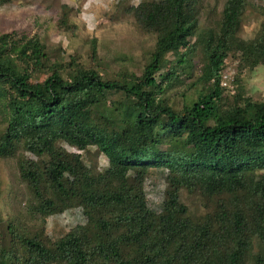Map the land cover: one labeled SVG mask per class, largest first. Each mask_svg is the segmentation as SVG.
I'll return each instance as SVG.
<instances>
[{"label": "trees", "instance_id": "trees-1", "mask_svg": "<svg viewBox=\"0 0 264 264\" xmlns=\"http://www.w3.org/2000/svg\"><path fill=\"white\" fill-rule=\"evenodd\" d=\"M244 8L226 0L216 29L204 30L194 0L139 4L133 16L154 48L139 77L118 80L60 64L40 80L47 43L0 34V120L29 210L79 209L85 218L50 249L8 225L11 249L0 264H264V99L224 108L219 88L229 53L264 64V22L254 39L237 37ZM197 53L203 87L177 111L158 96L175 79L159 74L161 64L172 54L188 71ZM90 148L107 160L98 176L82 156ZM150 169L166 173L157 214L147 206ZM180 190L214 197L213 212L190 219Z\"/></svg>", "mask_w": 264, "mask_h": 264}, {"label": "rangeland", "instance_id": "rangeland-1", "mask_svg": "<svg viewBox=\"0 0 264 264\" xmlns=\"http://www.w3.org/2000/svg\"><path fill=\"white\" fill-rule=\"evenodd\" d=\"M152 1L11 0L0 8V34L18 31L31 37L38 36L47 43L50 51L40 72V80L58 64L67 71L81 66L92 68L100 76L116 80L130 75L139 77L154 48L155 37L138 28L132 8ZM194 1L200 28L215 30L226 0ZM263 22L264 0H245L237 37L247 41L254 39ZM194 41L195 38H190L188 45ZM191 61L188 71L177 68L172 54H167L161 64L159 74H173L175 79L170 82L164 80L160 84L163 92L158 96L177 111L194 102L203 87L199 79L203 66L200 53L195 54ZM222 69L219 88L224 108L246 99L263 101L264 64L250 67L240 61L238 53H229ZM65 148L78 153L73 148ZM155 149L169 152L171 147L161 145ZM82 156L93 175L98 176L107 167L104 155L94 148L86 150ZM167 187L166 173L150 169L145 178V189L147 206L153 213L161 211ZM179 198L190 219L196 221L211 214L216 202L214 197H205L199 191L188 193L180 190ZM29 206L25 188L16 171V158L8 156L4 123L0 120V257L11 249L7 228L10 224L17 232L50 249L57 240L85 221L79 209L63 213L52 209L48 217H41L32 214ZM255 248H258L257 243Z\"/></svg>", "mask_w": 264, "mask_h": 264}]
</instances>
